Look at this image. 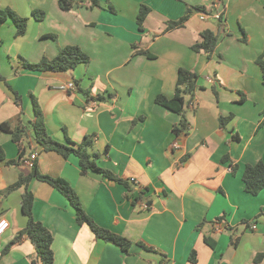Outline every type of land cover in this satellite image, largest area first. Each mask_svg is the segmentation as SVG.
Listing matches in <instances>:
<instances>
[{
  "label": "crops",
  "instance_id": "1",
  "mask_svg": "<svg viewBox=\"0 0 264 264\" xmlns=\"http://www.w3.org/2000/svg\"><path fill=\"white\" fill-rule=\"evenodd\" d=\"M98 1L100 7L85 2L67 12L59 0H0V10L28 19L20 37L12 19L0 21V125L25 130L19 143L0 130L6 154L0 162V264H41L27 237L3 254L27 217L24 190L2 192L29 174L33 161L42 174L69 182L99 226L133 243L124 253L96 238L87 225L78 226L57 189L34 179L33 212L53 234L55 264H255L264 253V190L247 193L242 178L247 165L264 162V81L257 64L264 56V0ZM142 5L150 8L143 31L137 23ZM198 6L222 18L202 20ZM36 11L44 13L41 21ZM189 11L183 27L167 31ZM206 30L219 36L210 56L192 49ZM68 46L80 48L89 64L66 73L33 72L22 64L51 60ZM180 69L199 76V89L187 130L176 134L180 115L156 98L174 97ZM72 82L74 90H60ZM31 95L51 137L70 146L68 138L79 145L93 137L99 166L130 186L95 172L83 175L77 156L45 151L29 128ZM221 118H229L225 126ZM22 151L23 164L8 166ZM139 188L147 189L149 211L135 202Z\"/></svg>",
  "mask_w": 264,
  "mask_h": 264
},
{
  "label": "trees",
  "instance_id": "2",
  "mask_svg": "<svg viewBox=\"0 0 264 264\" xmlns=\"http://www.w3.org/2000/svg\"><path fill=\"white\" fill-rule=\"evenodd\" d=\"M89 3L91 8L100 7L98 0H59L60 8L64 11H71L75 9L80 3ZM198 12H206L207 9L202 6L194 7ZM188 14L179 21L170 22L168 24L167 31L174 30L179 27H183L188 19ZM150 13V8L142 5L140 12L138 14L137 23L141 31L144 30V23L146 18ZM34 17L41 21L44 18V13L34 12ZM7 19H12L14 22L17 33L16 36L20 37L26 34L28 27V19L18 16L11 10H0V21H6ZM202 41L195 44L192 49L195 52H204L208 56L212 55L219 41L218 34L206 30L201 35ZM147 57L153 59L154 56L146 51L137 52ZM90 59L88 55L81 51L80 48L76 46H68L62 49L59 54L49 60L43 59L39 63H30L28 61H23L22 64L25 69L33 72H56V73H66L75 70L79 65L89 64ZM257 64L260 66L263 74L264 81V56H260L257 59ZM199 76L186 69H180L178 74V79L176 83L175 95L172 98H168L164 95H160L156 98V103L163 106L178 115H180L181 120L178 126L174 128L176 134L185 132L189 125L188 120V108L193 102L196 92L199 89L198 85ZM82 91V90H81ZM88 98L97 99L90 97L89 92L82 91ZM214 93L217 95L218 92L214 88ZM18 97V96H17ZM34 118L29 126L33 131V138L35 141L41 145L47 152H55L59 155L68 158L71 155H75L79 158L82 174H88L89 172H95L101 174L103 177L110 180L116 181L118 183L125 184L127 187L130 183L116 176L113 172L106 170L99 166V154L94 151V139L93 137H86L83 142L79 145L74 144L68 138V144H63L56 141L47 131L44 112L40 103L34 95H31ZM229 118H221L220 122L222 126H225ZM264 127V118L260 123V128ZM1 131H7L12 134L13 141L19 143L22 137L25 135V130L17 127L12 130L9 124H1ZM24 152L20 153V158L18 160L7 161L8 166L19 167L23 164ZM6 161V154L4 149L0 146V162ZM37 179L39 181L45 182L55 189H57L70 203L76 212V222L78 226L87 225L92 233L98 239H102L107 243L114 244L118 246L124 253H128L132 242L128 239L122 237L121 235L115 234L110 230L102 228L99 226L85 211L80 197L74 190V188L63 178L52 177L49 175L42 174L39 170L38 163L33 161L31 166V171L29 174L21 173L18 181L2 192L4 195H10L11 193L23 189L22 195V212L27 217V225L21 230L17 236L4 248L3 254L7 253L13 245H15L23 237H27L33 244L38 259L41 264H55V256L53 251L54 237L52 232L40 221L36 220L33 212L34 208V195L30 191V183L32 180ZM243 182L245 186V191L253 196L259 195L264 190V162H258L255 165H247L243 173ZM134 186H137L135 182L132 181ZM138 188V187H137ZM147 193V189H138V196L135 199L136 204H142L147 202L151 209V203L145 200L144 196ZM149 209V210H150ZM148 210V211H149ZM261 216V215H260ZM257 219V218H256ZM218 221H223V218H219ZM255 220L252 222L254 223ZM251 225V223H246ZM230 228V227H229ZM233 233L237 230L236 228H230ZM206 243L214 247L215 242L209 238H205ZM141 245V244H140ZM190 261L196 262V254L190 257ZM264 262V253H259L254 258L255 264H261ZM32 264H37L33 262Z\"/></svg>",
  "mask_w": 264,
  "mask_h": 264
},
{
  "label": "built area",
  "instance_id": "3",
  "mask_svg": "<svg viewBox=\"0 0 264 264\" xmlns=\"http://www.w3.org/2000/svg\"><path fill=\"white\" fill-rule=\"evenodd\" d=\"M199 16H200V18H201L202 20H207V19H209V18H214V19L220 20V19L222 18L221 14H220V13H216V12L211 13V14H208V13H206V12H200ZM74 89H75V84H74L73 82H72V83H69V84H67V85H63V86L60 87V90H63V91L74 90ZM191 106H192V107L194 106V102L191 103ZM37 157H38L37 154H33V155L31 156L32 160H36ZM141 206H142V208H143L144 210H147V211H148V210L150 209V206L147 204V202H143V203L141 204ZM254 227H255V226H254ZM254 227H253V228H254Z\"/></svg>",
  "mask_w": 264,
  "mask_h": 264
}]
</instances>
